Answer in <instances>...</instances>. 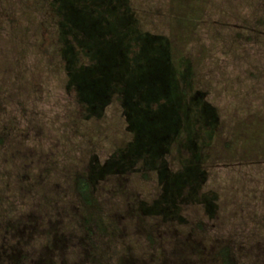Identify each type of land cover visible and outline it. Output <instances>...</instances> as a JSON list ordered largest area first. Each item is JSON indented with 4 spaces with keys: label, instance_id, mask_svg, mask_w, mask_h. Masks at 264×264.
Masks as SVG:
<instances>
[{
    "label": "rangeland",
    "instance_id": "rangeland-1",
    "mask_svg": "<svg viewBox=\"0 0 264 264\" xmlns=\"http://www.w3.org/2000/svg\"><path fill=\"white\" fill-rule=\"evenodd\" d=\"M223 248L264 264V0H0V264Z\"/></svg>",
    "mask_w": 264,
    "mask_h": 264
},
{
    "label": "trees",
    "instance_id": "trees-1",
    "mask_svg": "<svg viewBox=\"0 0 264 264\" xmlns=\"http://www.w3.org/2000/svg\"><path fill=\"white\" fill-rule=\"evenodd\" d=\"M76 184L83 203L87 206H90L92 204V196L89 181L84 177H78ZM220 256L222 264H234V262L229 257L227 248L220 250Z\"/></svg>",
    "mask_w": 264,
    "mask_h": 264
}]
</instances>
